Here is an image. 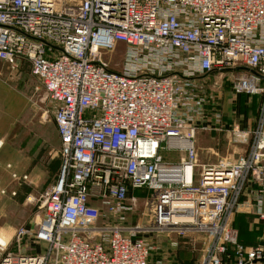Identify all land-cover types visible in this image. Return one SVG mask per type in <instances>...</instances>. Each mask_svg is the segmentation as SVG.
I'll use <instances>...</instances> for the list:
<instances>
[{"label": "built area", "instance_id": "built-area-1", "mask_svg": "<svg viewBox=\"0 0 264 264\" xmlns=\"http://www.w3.org/2000/svg\"><path fill=\"white\" fill-rule=\"evenodd\" d=\"M119 46L115 72L100 54ZM22 60L55 104L60 168L35 230L14 232L46 253L0 243V264H150L146 234L206 236L200 264L264 260L230 226L247 186L264 218V106L252 139L235 141L246 152L199 164L195 136L212 129L186 121L202 117L205 97L173 71L229 74L234 96L264 100V0H0V61ZM130 190L151 193L150 223L105 224L131 209Z\"/></svg>", "mask_w": 264, "mask_h": 264}, {"label": "rangeland", "instance_id": "rangeland-1", "mask_svg": "<svg viewBox=\"0 0 264 264\" xmlns=\"http://www.w3.org/2000/svg\"><path fill=\"white\" fill-rule=\"evenodd\" d=\"M123 56L124 49L119 46L112 51H103L100 59L108 69L120 72L124 65ZM173 71L177 76L184 75L185 79L182 80L184 83L181 80L180 83H183L193 94L205 93L203 87L210 88L214 81L220 87H225L219 99L215 98L218 97L216 95L207 94L208 91L203 95L205 103L204 113L200 118L202 126L195 124L198 118H187L186 122L194 123V128L205 129L206 125L208 129H212V131H199L195 136L198 163L215 164L227 159L228 156L232 158L233 152L234 157L238 153L246 152L247 145L235 141L247 132L248 143L256 131L255 127L247 131H236L238 133L217 132L215 128L219 118L221 124L232 118L233 111L231 108L228 110L226 101L236 100L239 97L241 99L242 96L235 95L234 98L229 99L230 94H233L227 77L203 78L200 75L189 74L185 68H173ZM176 82L179 83L177 79ZM245 102V108L244 106L242 109L237 108L233 117L238 119L242 116L245 126L250 127L251 119L259 117L264 100L261 95H258L252 98L246 97ZM54 107L55 104L48 100L41 83L30 75L29 65L25 60H22L15 69L0 61V237L5 240L9 254L33 255L35 253L34 249L28 247L31 244L30 241L27 238L14 239V232L20 228L35 230V222L41 212L39 209L41 196L51 189L59 174L60 160L52 161L55 156L52 160L49 157L44 159L47 156L46 152H49L52 147H57L53 122ZM23 176L27 179L23 180ZM150 195L151 193L147 190H130L127 204L131 205V209H126L122 214L110 218L105 224L133 226L140 222L141 225H147L150 221L145 212V203L150 199ZM239 196H237V202ZM242 215H248V213L244 209H239V206L234 209L230 221L232 229L234 225L239 229L246 226L245 221L237 220V216L240 218ZM234 231L236 232L235 229ZM246 237L249 242L253 241L249 235ZM142 238L153 248L150 264H200L204 256L203 250L208 243L206 236L197 234L185 238L146 234ZM37 247L40 250L38 254L46 253L45 245Z\"/></svg>", "mask_w": 264, "mask_h": 264}, {"label": "crops", "instance_id": "crops-1", "mask_svg": "<svg viewBox=\"0 0 264 264\" xmlns=\"http://www.w3.org/2000/svg\"><path fill=\"white\" fill-rule=\"evenodd\" d=\"M229 74H224V76H220V75H216V74H208V75H200L202 76L203 78H208V77H212L213 76L215 78H218V79H221L222 77H227V81L229 83ZM204 91H208L207 94H211V95H216L218 97H215V98H218L219 99V96L222 95V92L224 90L225 87H220L216 81L213 82L212 86H210V88L204 86L203 87ZM200 89V88H199ZM205 93H199L200 95H204L206 94ZM232 92V91H231ZM233 94V93H232ZM239 96V95H238ZM241 96V95H240ZM235 96L231 95L229 96V99L231 98H234ZM247 96L245 95H242L241 96V99L239 97V99L237 98L236 100H227L226 101V98H224V101H226V106L228 107V110H230V108L232 109V118L231 119H228L227 122H222L221 124V121L220 123H218V126H215L216 129L218 130L217 132H222L221 131V128L224 127V131L223 132H233V133H238L236 131H247L249 129L252 128H256L257 125H258V121H259V117L255 118L253 117L250 121V127H247V125L245 126V121L243 119L242 116H239L238 119H235L233 117V115H235V111L237 108H245V99H246ZM249 98V97H248ZM244 102V104H243ZM243 104V105H242ZM204 109V107H203ZM203 116V115H202ZM200 118L202 117H199L197 119V125L198 126H202L203 123L200 122ZM201 125H200V124ZM221 124V125H220ZM240 126V127H239ZM205 127H208L205 125ZM242 127V128H241ZM241 128V129H239ZM263 129H264V124H263ZM55 131H56V128H55ZM56 136H57V132H56ZM59 146V141H58V136H57V148ZM248 148V147H247ZM247 148L245 151H247ZM244 153V152H243ZM243 153L241 154H236V157H234V152L232 153L231 157L232 158H229V156L227 157V159H231V160H234L238 157H240ZM169 156V157H168ZM167 157L165 158H169V159H175V156L173 154L171 155H168ZM250 187V186H249ZM248 186L246 188H244V191L242 192V195H240L239 197V201H238V204H239V209H244L246 213H248V215H242V217H238L237 216V220H240V221H245L246 223V226L239 229L238 227L235 228V225H234V221H233V227L234 229L236 230V233H237V238H238V242L245 246V247H250V248H253V247H256V246H262L264 248V218H261L259 217V215L257 214V207L255 205V202L253 200V197H254V194H253V188H249ZM243 212V211H242ZM261 212L262 214H264V196L262 197V206H261ZM233 229V230H234ZM245 233V235H244ZM247 235H249L251 237V239L253 241L249 242L248 239H247ZM33 246V247H32ZM29 244L28 247H31V249H34V254H38V252H40L39 250V247L35 246V245H32ZM149 262H150V259H149ZM258 264H264V260H261L258 262Z\"/></svg>", "mask_w": 264, "mask_h": 264}, {"label": "trees", "instance_id": "trees-1", "mask_svg": "<svg viewBox=\"0 0 264 264\" xmlns=\"http://www.w3.org/2000/svg\"><path fill=\"white\" fill-rule=\"evenodd\" d=\"M51 151V152H50ZM50 151L49 152H46L47 153V156H46V158H44L45 160L46 159H48V157L50 158V160H52V157L53 156H55V158H53V160L52 161H56V159H59V156H58V148L56 147V148H54V147H52L51 149H50ZM42 152V150L40 151V153ZM46 153H44V154H46ZM49 154V155H48ZM51 162V161H50ZM55 164H56V162H55Z\"/></svg>", "mask_w": 264, "mask_h": 264}, {"label": "bare ground", "instance_id": "bare-ground-1", "mask_svg": "<svg viewBox=\"0 0 264 264\" xmlns=\"http://www.w3.org/2000/svg\"><path fill=\"white\" fill-rule=\"evenodd\" d=\"M0 147H1V142H0ZM0 243H6L2 237H0Z\"/></svg>", "mask_w": 264, "mask_h": 264}]
</instances>
